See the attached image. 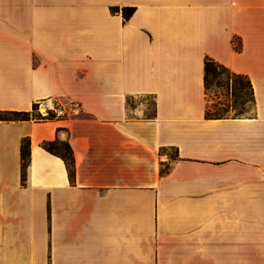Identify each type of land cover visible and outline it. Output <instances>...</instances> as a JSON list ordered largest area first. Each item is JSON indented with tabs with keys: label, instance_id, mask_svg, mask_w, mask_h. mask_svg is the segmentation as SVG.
I'll return each instance as SVG.
<instances>
[{
	"label": "crops",
	"instance_id": "crops-1",
	"mask_svg": "<svg viewBox=\"0 0 264 264\" xmlns=\"http://www.w3.org/2000/svg\"><path fill=\"white\" fill-rule=\"evenodd\" d=\"M205 58L252 116L204 118ZM47 99L0 121V264H264V0H0V112Z\"/></svg>",
	"mask_w": 264,
	"mask_h": 264
},
{
	"label": "trees",
	"instance_id": "trees-1",
	"mask_svg": "<svg viewBox=\"0 0 264 264\" xmlns=\"http://www.w3.org/2000/svg\"><path fill=\"white\" fill-rule=\"evenodd\" d=\"M112 12H120L123 19L127 20L132 14L134 9L133 8H112ZM234 48L236 51L239 50V43L237 41L234 42ZM217 70H222L226 74H228V78L226 80L227 83H231V98L234 99V101H231L230 105H225L224 103H221L219 100L214 101L212 99L208 98V90L211 86V82L209 79H218L219 73H217ZM203 86L205 91V98L207 101L206 110L204 113L205 119H227V118H238L237 116L242 113V111H238L236 109V106L243 105L244 102V96L242 94V86L240 82H236L234 80L236 79H244L247 85V88L250 91L251 96V102L253 103V97H252V90L251 85L249 83V80L241 75L234 74L230 72L227 68H225L222 65H219L212 61L209 58H205L203 62ZM226 83V84H227ZM227 86V85H226ZM224 88V87H222ZM230 103V101H229ZM36 106L33 105L31 112H0V121H29V120H44V118H41L36 115V117H32V112L35 111ZM227 109H231L233 112H236V116L234 117H227ZM5 116V117H1ZM58 146L61 147V150L58 149ZM41 147L48 153L59 157L64 162L67 171L69 175H71L72 172V155L71 150L69 146L66 143H59L56 141L53 142H45L41 145ZM28 156H29V141L28 139H24L21 141L20 144V159H21V168L24 172L25 167L28 162ZM166 170H162L161 174H164Z\"/></svg>",
	"mask_w": 264,
	"mask_h": 264
},
{
	"label": "rangeland",
	"instance_id": "rangeland-1",
	"mask_svg": "<svg viewBox=\"0 0 264 264\" xmlns=\"http://www.w3.org/2000/svg\"><path fill=\"white\" fill-rule=\"evenodd\" d=\"M217 73H219L218 79H209L211 82V86L207 92L208 98L212 99L214 101L219 100L221 103H224L225 105H230L231 101H234L233 98H231V83H227L226 80L228 78V74L223 72L222 70H217ZM236 82H240L242 86V94L244 96V104L236 106V109L238 111H242L240 115H238V118H247L249 116H252L253 114V103L251 102V96L250 91L247 88L246 82L244 79H236L234 80ZM227 83V84H226ZM227 85V86H226ZM224 87V88H222ZM138 101L143 102L147 105L148 109L151 108V100L148 98H141L138 99ZM230 101V103H229ZM129 106H132L133 100H128ZM32 111V109H31ZM30 111V112H31ZM236 112H233L231 109H227L226 116L227 117H234L236 116ZM5 117V116H1ZM32 117H36L35 111L32 112ZM58 149L61 150V147L58 146ZM169 155L173 156V152L169 151ZM166 168H163L165 170Z\"/></svg>",
	"mask_w": 264,
	"mask_h": 264
},
{
	"label": "built area",
	"instance_id": "built-area-1",
	"mask_svg": "<svg viewBox=\"0 0 264 264\" xmlns=\"http://www.w3.org/2000/svg\"><path fill=\"white\" fill-rule=\"evenodd\" d=\"M35 113L44 119L64 118L77 111L74 103H61L54 99H47L36 103Z\"/></svg>",
	"mask_w": 264,
	"mask_h": 264
}]
</instances>
